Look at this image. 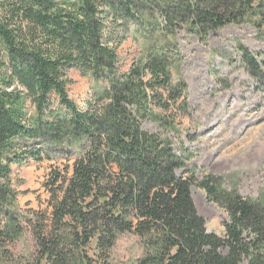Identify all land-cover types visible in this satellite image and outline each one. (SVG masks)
I'll return each mask as SVG.
<instances>
[{
  "label": "trees",
  "instance_id": "trees-1",
  "mask_svg": "<svg viewBox=\"0 0 264 264\" xmlns=\"http://www.w3.org/2000/svg\"><path fill=\"white\" fill-rule=\"evenodd\" d=\"M246 24L264 28V0H0V264H108L123 236L140 245L134 264H264V206L198 183L188 149L166 138L165 116L186 103L167 41ZM130 31L143 54L122 74ZM71 70L92 84L85 110L69 97ZM30 160L65 165L46 184L48 210L26 216L12 176ZM194 186L228 213L223 238ZM29 230L35 253L19 262L11 246Z\"/></svg>",
  "mask_w": 264,
  "mask_h": 264
},
{
  "label": "rangeland",
  "instance_id": "rangeland-1",
  "mask_svg": "<svg viewBox=\"0 0 264 264\" xmlns=\"http://www.w3.org/2000/svg\"><path fill=\"white\" fill-rule=\"evenodd\" d=\"M133 36L134 31H130L118 49L122 74L128 73L143 54ZM167 42L179 52L172 76L175 86L185 84L186 103L178 101L165 116L168 121L175 120L166 138L173 148L188 149L189 169L198 183L213 178L219 184L218 196L237 193L264 206V28L232 25L209 34L204 41L181 32ZM68 79L69 97L85 110L94 94L90 80L75 70L69 71ZM143 129L166 134V128L160 129L155 123H144ZM61 165L65 161L36 164L30 160L13 167L18 205L26 216L48 210L46 184ZM192 196L208 233L223 238L228 222L226 210L197 186L192 188ZM11 250L19 262L31 259L35 242L30 230ZM141 255L137 240L123 236L108 264H134Z\"/></svg>",
  "mask_w": 264,
  "mask_h": 264
}]
</instances>
